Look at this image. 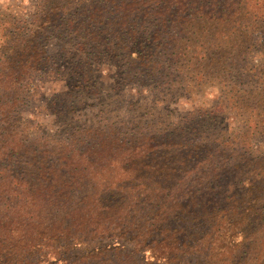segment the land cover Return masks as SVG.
<instances>
[{
    "label": "trees",
    "instance_id": "trees-1",
    "mask_svg": "<svg viewBox=\"0 0 264 264\" xmlns=\"http://www.w3.org/2000/svg\"><path fill=\"white\" fill-rule=\"evenodd\" d=\"M0 16V264H264V0Z\"/></svg>",
    "mask_w": 264,
    "mask_h": 264
},
{
    "label": "rangeland",
    "instance_id": "rangeland-1",
    "mask_svg": "<svg viewBox=\"0 0 264 264\" xmlns=\"http://www.w3.org/2000/svg\"><path fill=\"white\" fill-rule=\"evenodd\" d=\"M34 8V0H0V11L3 13H10L11 11H17L19 14L26 15L29 13L31 10ZM2 16H0L1 18ZM109 70H112L114 68L113 65H108ZM219 83L217 81H208L204 85V89L200 92L193 93L191 99L188 100H181L180 102L177 103H172L171 106H173L175 109V114L179 113L184 114L194 108L200 107V108H207L211 107L215 104L217 98H218V85ZM92 107H82L79 111H76V116H82L87 113H89L90 109ZM99 116L96 115L94 117V120L99 121ZM47 118H42L40 120L42 121H47ZM230 127L234 126L232 122H229ZM58 124H53L52 128L56 129L58 128ZM258 146L264 147V144H260ZM264 150V148H262Z\"/></svg>",
    "mask_w": 264,
    "mask_h": 264
}]
</instances>
